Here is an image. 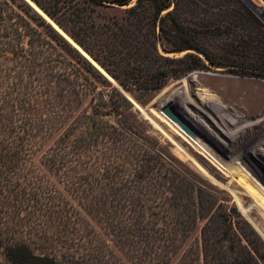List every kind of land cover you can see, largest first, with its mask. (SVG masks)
Here are the masks:
<instances>
[{
    "label": "rangeland",
    "instance_id": "obj_1",
    "mask_svg": "<svg viewBox=\"0 0 264 264\" xmlns=\"http://www.w3.org/2000/svg\"><path fill=\"white\" fill-rule=\"evenodd\" d=\"M43 1L57 10L56 17L64 20L69 32L39 7L69 37L75 41L73 28L102 57L108 54L103 51L106 35L101 25L108 21L113 37L107 43L120 50L133 78L129 91L101 71L107 82L84 71L72 76L86 95L65 115L53 120L48 113V128L37 132L41 139L30 165L11 176L24 211L7 218L10 228H17L8 238L21 234L37 254L57 255L64 264H164L149 249L142 257V246L138 251L132 248L138 239L132 234L118 237L100 217L109 208L108 198L96 200L91 188L98 181L107 183V173L114 171L128 181L147 180L169 208L168 216L186 224L178 252L165 264H264V71L246 68L264 66V36L245 8L259 16L264 29V0H173L158 19L149 0L131 14L127 8L137 0L115 10L100 1ZM27 2L31 13L43 17ZM176 5L177 22L167 16ZM78 10L88 23L72 19ZM26 19L29 22L21 27L23 54H44L41 68L48 74L53 54H68L54 47L50 26L68 39L46 18L49 27ZM154 41L159 54L151 45ZM186 41L202 45L210 59L194 48L170 51L175 43ZM187 53L199 55L205 66H197ZM61 62L65 68L67 58ZM183 69L189 70L178 77L159 76ZM158 78L165 83L152 90ZM55 102L58 106L62 100ZM21 103L26 102L19 97ZM164 106L178 113L205 149L161 113ZM22 117L34 118L29 113ZM55 154L84 163L52 167L47 156ZM98 171L103 176L96 179ZM142 172L146 178L140 177ZM136 230L134 219L133 233Z\"/></svg>",
    "mask_w": 264,
    "mask_h": 264
},
{
    "label": "trees",
    "instance_id": "obj_2",
    "mask_svg": "<svg viewBox=\"0 0 264 264\" xmlns=\"http://www.w3.org/2000/svg\"><path fill=\"white\" fill-rule=\"evenodd\" d=\"M33 1L69 32L70 27L64 20L56 17L58 14L57 10H52L51 6L43 0ZM83 1L85 3L100 1L99 3L104 8L112 10L118 8L117 6L129 5L132 2V0ZM142 1L144 0H137L136 5L127 8V12L131 14L140 5L141 7L142 5L144 6ZM149 1L157 8V19L161 12L169 8L173 2V0H169V3L165 4L162 0ZM29 5L25 0H0V264H64L58 259L57 255L37 254L26 243L21 234H17L12 239L8 238L10 236L9 233L15 232L17 228H10L7 218L12 215L21 216L24 211L21 206L22 202H19L20 199L18 198L19 190L15 187L16 180L11 176H14L13 174L17 176L16 174L19 171L26 169L30 165L29 159L33 148L41 139L37 136V132H44L48 128V113H50L53 120L57 117L56 115H65V113L67 114L73 110L75 104L81 102L83 95H86L84 89L72 76L81 75L84 71L86 74L97 78L98 81L107 82V79L91 61L51 26V37L55 42L54 47L64 48L68 53L53 54V58L50 61L51 72L47 74L41 68V65L45 63L42 59L44 54H23L25 53V47L23 45L24 34L21 31V27L23 25L22 22H29L26 16L35 20L38 25L46 24L43 17L35 12L31 13L33 9ZM64 6L67 7L66 4ZM245 8L249 11V17L260 25V31L264 36L263 24L259 16L247 7ZM175 12H178L177 5L173 10L167 12V16L177 22ZM73 13L75 16L72 18L73 20L81 24L88 23L83 17L84 14L82 15L83 12L78 10L73 11ZM123 19L128 22L127 17ZM182 25L185 27V22ZM47 26L49 27V24ZM101 28L105 30L104 35H106L102 42L103 51L108 54L103 57L94 54L87 46L85 40L81 39L73 28H71L70 33L75 41L82 48H85L109 74L119 80L123 88L130 91V79L133 78V74L127 68V60L118 55L120 50L113 47L114 43H107L108 38L113 37V28L108 21L103 22ZM162 29L164 30V26H162ZM39 40L45 41L41 35ZM39 44L37 43L35 44L36 46H33L38 48ZM151 45L154 52L159 54L158 42L154 41ZM174 45L175 47L170 51L180 52L194 48L209 58L206 48L198 43L186 41L182 44L175 43ZM185 56L192 58L197 66H205L203 59L199 55L187 53ZM61 58H67L65 68L61 67ZM246 68H250L253 71H264V66ZM188 70H176L170 72L171 74L160 72L159 76L162 75L164 78L169 75L178 77ZM164 83L165 80L158 78L156 84L150 86V88L157 90ZM5 84H7V87H5ZM4 90L6 93L3 92ZM4 96H7V99H3ZM19 97L25 100L26 103L19 104ZM60 98L62 102H59ZM56 99L59 102L58 106L55 102ZM28 113L33 115L34 118L24 119L22 117V115ZM77 151L74 150V153ZM77 155L81 154L77 153ZM57 156L56 154L54 157L48 158L47 156L48 160L46 163L51 162L52 167L53 165H59L61 166L59 169L69 168L71 164L77 167V165L84 163L83 160H79V162H74V159L69 160L65 158V155ZM89 168L95 169L94 167ZM97 173L96 176L95 174L93 175L96 179L103 176L100 171ZM143 176L146 178V173H143L140 177L144 178ZM106 177L107 183L101 184L98 181L97 184H93L96 188H91L92 191H96V200L108 198L109 208H104L105 215L100 216L104 223L120 238L122 235L132 234V237L136 240L138 239L135 241L136 245L132 248L138 251L140 246H142V257L146 255V250L149 249L152 254L158 255L161 258L160 261H163L164 264L167 262L166 260L170 262L172 257L178 252L179 245L186 236L188 230L186 224L177 216H168L169 208L164 202L158 200L157 192L147 180L144 182L128 181L126 177L122 175L119 177L114 171L107 173ZM97 188L98 191L96 190ZM15 201L19 204H15ZM96 204L98 205L99 203L96 202ZM119 215L123 217L121 218ZM134 219L135 224H137V230L133 233ZM132 242L131 244L133 245ZM147 255L152 256L149 252ZM251 259L253 258L250 257Z\"/></svg>",
    "mask_w": 264,
    "mask_h": 264
},
{
    "label": "water",
    "instance_id": "obj_3",
    "mask_svg": "<svg viewBox=\"0 0 264 264\" xmlns=\"http://www.w3.org/2000/svg\"><path fill=\"white\" fill-rule=\"evenodd\" d=\"M29 1L35 8L41 13V15L48 19L67 39L89 60L93 63V65L99 69L104 75H106L109 79L114 80V78L97 62L95 61L89 53H87L76 41H74L68 34L57 25L33 0ZM161 113L170 120L173 124H177L179 128H181L185 133L191 132L189 127L181 120L178 113L175 112L171 107L164 106L161 108ZM192 133V132H191Z\"/></svg>",
    "mask_w": 264,
    "mask_h": 264
},
{
    "label": "bare ground",
    "instance_id": "obj_4",
    "mask_svg": "<svg viewBox=\"0 0 264 264\" xmlns=\"http://www.w3.org/2000/svg\"><path fill=\"white\" fill-rule=\"evenodd\" d=\"M196 117V119H197V117H198V115H196L195 116ZM188 118V117H187ZM233 121V120H232ZM184 122V121H183ZM191 122V121H190ZM177 127H179L177 124H175ZM180 130L183 132V134H185L187 137H189V139L193 142V143H195L196 145H198L199 147H201L202 149H205V147L204 146H202V145H204L203 143H201V142H199L198 140H196V138L194 137V135H192V133L191 132H184L181 128H180ZM202 140V139H201ZM204 147V148H203ZM211 158V157H210ZM219 161V160H218ZM227 161V160H226ZM228 162H230V161H228ZM231 172V171H230Z\"/></svg>",
    "mask_w": 264,
    "mask_h": 264
}]
</instances>
